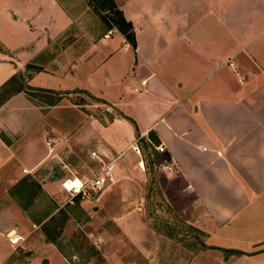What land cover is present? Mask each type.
I'll return each instance as SVG.
<instances>
[{
  "label": "crops",
  "instance_id": "obj_1",
  "mask_svg": "<svg viewBox=\"0 0 264 264\" xmlns=\"http://www.w3.org/2000/svg\"><path fill=\"white\" fill-rule=\"evenodd\" d=\"M7 1L2 22L47 16L38 31L1 42L15 65L0 62L11 64L0 87L20 75L34 91L0 100V264L15 252L8 234L24 239L27 250L44 243L66 263L64 236L75 227L86 230L106 264H172L183 256L215 263L223 256L217 242L264 264V0H111L131 26L134 49L114 28L87 30L93 0H43L36 12L31 0ZM41 74L55 78V87L34 83ZM36 91L58 100L37 101ZM71 92L98 99L115 117L101 125L61 97ZM60 107L67 112L57 114ZM148 132L173 173L148 179L132 151ZM97 149L102 163L117 158L115 184L94 200L65 204L61 182L92 178ZM152 188L154 215H164L163 203L168 218L201 236L193 254L157 231L161 221L170 229L148 213ZM63 208L64 234L54 245L45 225Z\"/></svg>",
  "mask_w": 264,
  "mask_h": 264
},
{
  "label": "rangeland",
  "instance_id": "obj_2",
  "mask_svg": "<svg viewBox=\"0 0 264 264\" xmlns=\"http://www.w3.org/2000/svg\"><path fill=\"white\" fill-rule=\"evenodd\" d=\"M40 1H43V0H31L30 2L31 5L28 6V8L30 9V12L31 11L36 12L37 7H34V4ZM16 2H18V0H16ZM7 3H8L7 0H0V33L4 35L2 36L4 38L3 41L0 40V62L2 61L12 62V60H9V58L13 59V56H10L9 54H7V52L5 51L6 49L4 48L5 46H3L2 43L7 44L9 42L8 39L11 36L15 38V41H18L17 39L19 38L20 34H22L23 31H27L28 29L29 30L36 29L38 31V26H41L43 24L42 16H47V14H44V15H41L40 17H37V15L30 13L31 16L26 17L22 20H21V17H19L18 20L14 23L11 21L2 22L1 12L4 9L3 8L4 5H6ZM13 3H15V0H13ZM90 7L92 10V16H91V21L88 23L87 30L95 35H98L104 32L107 28L105 20H104L105 15H103L100 11L92 9L91 5ZM54 25L56 27H59V26H62L63 24H61L60 22L59 23L56 22V24ZM57 45H60V48L63 47L62 46L63 44L61 45V43L60 44L57 43ZM128 55L131 56V53ZM11 64L15 65L14 62H12ZM11 64L10 65L0 64V84H2L3 81H5V79H7V73H8L7 71L9 70V67L11 66ZM11 78H8V80H10ZM8 80H6V82ZM36 80L38 82L35 81L34 83L38 84V86L40 87H55V84H56L55 78L47 77L46 75H43V74L39 75ZM19 85L24 88V82H23L22 77H21V80H18V82L15 83L16 87ZM30 95H32L37 101H40V102H44V101L53 102V100H58L57 93L43 94V93H39L36 91ZM61 97L66 98L68 103L77 106L79 110L83 112H86V110H89L90 115H92L95 118V120L99 122L101 125H106L110 123V121H112V119L115 117L114 111L110 110L108 106H106L105 104H102L100 101H95L96 99L92 100L91 98H88L84 94H81L78 92H71V94L64 93L62 94ZM3 98H4V95L0 97V100ZM123 110L128 113L130 112V109L127 107H124V105H122L121 112ZM65 111L67 112V109H65V107H60L59 109H56L55 112H57L58 114L59 112L64 113ZM47 121L52 122L53 121L52 117L49 118ZM140 156L142 157V155ZM149 159L152 160V157L149 156ZM144 170L147 172L148 179H150L151 176L154 175L155 172H158L156 170L155 164L152 167V171H149L147 168H145ZM152 192H153L152 201H148L150 202L149 203L150 207L148 206L149 207L148 213L149 211H152V213H149V215H151V219L157 220L158 218H161L159 220H163V222H166L169 226V227L167 226V228L170 229V230L166 229V227L162 224V221H161V223L159 222L160 224H155L157 231H160L162 233L168 232L167 233L168 235L173 234L174 238L172 242L175 245L174 249L179 250L180 253L183 250H185L184 252H186V250H190L191 253L193 254L197 249H200V246L197 245V242L200 241L201 236H199L197 233H194L186 229L185 227L180 226L172 218H168L169 216L167 215V209L163 203H160L158 208L164 215H161V217L159 215H154L155 201L158 200V196L153 191V188H152ZM64 201H65V204L69 202V197L67 196V194H66V198L64 199ZM49 205L50 204L47 203V206ZM66 213H67V210L63 208L61 212H59L55 217H53L54 219H52L45 225L47 230L51 229V237H54L56 242L57 241L60 242L61 235L64 234L62 233V229L60 230V227L58 226L60 225V222L63 221V218H66V215H65ZM55 223L58 225L56 226ZM64 238H66L67 241L63 243L64 245L62 249H63V254L65 257L64 260L66 261V263L62 261V259L58 256V254L55 252L53 248L47 246L44 243L32 244L28 247V250H27V247L25 246H23V249L21 248L15 249V252L12 254V256L9 257L8 263L9 264H106L105 261L102 260L98 247L94 246V244L92 243V239H90L89 235H87L86 230L75 227V229L69 231L64 236ZM216 244H218V246L223 250V256L220 259V261L212 263L210 259H207V261L205 262H203L204 260H200L201 263L203 264L204 263L206 264H249L246 261H244L242 258L237 257L239 256V254H238V251H235V249H237L236 246H229L224 242L222 243L217 242ZM126 256L132 257L131 252H127ZM187 258H188L187 256H183L180 258L181 261L178 259H174L171 263L172 264H194L193 262H190V257H189V260H187ZM238 258L239 260L237 261L235 260L232 263L231 261L232 259H238ZM132 263H135V262H132Z\"/></svg>",
  "mask_w": 264,
  "mask_h": 264
},
{
  "label": "built area",
  "instance_id": "obj_3",
  "mask_svg": "<svg viewBox=\"0 0 264 264\" xmlns=\"http://www.w3.org/2000/svg\"><path fill=\"white\" fill-rule=\"evenodd\" d=\"M110 35L111 32L107 31L106 34L103 35V38L107 39L108 37H110ZM49 145L50 144L47 143V146ZM153 149L155 153L159 156L158 164L156 165V170L163 174L173 173L175 170L172 161L163 156L165 152L164 147L158 144ZM132 151L137 155L139 154V149L137 146H133ZM103 155H104L103 152L99 149L90 153V157L100 163V168L94 174V176L89 180L78 184L70 180H64L63 182H61L60 188L64 193L67 194V196L69 197V201L74 199L77 200L78 202L94 200L115 184V179L113 177V170H114V163L117 160V158L111 159L107 163H102L101 157H103ZM7 240L9 245L13 247V249H17V248L23 249L22 244L24 239H22L20 236L16 234H12L10 236L7 235Z\"/></svg>",
  "mask_w": 264,
  "mask_h": 264
},
{
  "label": "trees",
  "instance_id": "obj_4",
  "mask_svg": "<svg viewBox=\"0 0 264 264\" xmlns=\"http://www.w3.org/2000/svg\"><path fill=\"white\" fill-rule=\"evenodd\" d=\"M92 9L100 11L104 16V20L106 23V27L108 30L114 28L120 35L123 36L126 43L130 46L131 49H134V39L133 34L131 31V26L129 23L124 21L121 13L115 8L111 0H93L90 2ZM26 69H33L32 66H26ZM21 80L20 75H16L8 80L4 85L0 87V97L4 95L8 97L13 93H18L20 91H26L25 93L32 92L34 90L30 88H23L22 86H15V83ZM42 92L41 90H37ZM30 94V93H29ZM85 94V93H83ZM92 100L94 98L88 96ZM3 98V99H4ZM99 101V100H95ZM102 103V102H101ZM128 120V119H127ZM132 125L133 123L128 120ZM134 127V125H133ZM135 130V129H134ZM158 140L156 139L155 135L152 132H148L145 139H139L137 142V147L139 149L140 155H142L141 159L145 168L149 171H152V167L158 164V155L154 151V147L157 146ZM147 154V155H146ZM149 156L152 157V160L149 159ZM55 238L52 237L50 242L55 245ZM56 249L61 253L60 247L55 246ZM65 258V257H64Z\"/></svg>",
  "mask_w": 264,
  "mask_h": 264
},
{
  "label": "water",
  "instance_id": "obj_5",
  "mask_svg": "<svg viewBox=\"0 0 264 264\" xmlns=\"http://www.w3.org/2000/svg\"><path fill=\"white\" fill-rule=\"evenodd\" d=\"M54 177L56 178V176L54 175Z\"/></svg>",
  "mask_w": 264,
  "mask_h": 264
}]
</instances>
